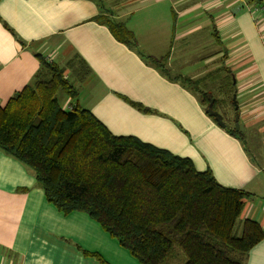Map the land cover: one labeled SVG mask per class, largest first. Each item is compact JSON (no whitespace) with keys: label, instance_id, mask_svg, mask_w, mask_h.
Here are the masks:
<instances>
[{"label":"crops","instance_id":"crops-1","mask_svg":"<svg viewBox=\"0 0 264 264\" xmlns=\"http://www.w3.org/2000/svg\"><path fill=\"white\" fill-rule=\"evenodd\" d=\"M249 1L0 0V106L33 80L41 53L66 67L79 102L114 135L248 190L241 218L264 229V26ZM103 15L124 22L135 41L116 37ZM221 67L234 72L250 152L176 80ZM43 190L34 170L0 148V264H143L91 215L64 213ZM247 259L264 264V238Z\"/></svg>","mask_w":264,"mask_h":264},{"label":"trees","instance_id":"trees-1","mask_svg":"<svg viewBox=\"0 0 264 264\" xmlns=\"http://www.w3.org/2000/svg\"><path fill=\"white\" fill-rule=\"evenodd\" d=\"M102 18L121 41H135L124 22ZM36 56L41 67L33 80L0 106V148L34 170L51 203L64 213L85 211L143 264H172L173 258L247 264L264 238L260 221L241 218L248 190L219 183L211 169L199 171L187 157L114 135L79 102L66 67ZM178 79L206 110L213 99L225 129L243 144L245 131L235 129L234 72L221 67L200 79ZM60 93L71 108L63 106Z\"/></svg>","mask_w":264,"mask_h":264},{"label":"rangeland","instance_id":"rangeland-1","mask_svg":"<svg viewBox=\"0 0 264 264\" xmlns=\"http://www.w3.org/2000/svg\"><path fill=\"white\" fill-rule=\"evenodd\" d=\"M259 26L262 28L264 25L263 24H259ZM262 31H264V29H262ZM264 37V36H263ZM198 65H202V62H200V61H195V62H192L191 64H190V66H198ZM187 69L185 68V72L186 73H188L187 71H186ZM73 80V82H74V79H72ZM205 81L204 82H206L207 84H208V87H209V89H210V91L214 94V88H215V86H214V84H213V81L210 79H204ZM204 82L202 83V87L205 85L204 84ZM214 86V87H213ZM215 95V94H214ZM59 97H60V101H61V103H63V106L64 107H69V104L71 103L70 102V99L65 95V94H63V93H60L59 94ZM243 131H245V133H246V138L244 137L243 139H244V141H243V144L246 146V148L249 150V147H250V145H249V138H250V133H249V131H247V130H243ZM250 152V151H249ZM172 262V264H184V262H183V259L182 258H173V260L171 261Z\"/></svg>","mask_w":264,"mask_h":264},{"label":"water","instance_id":"water-1","mask_svg":"<svg viewBox=\"0 0 264 264\" xmlns=\"http://www.w3.org/2000/svg\"><path fill=\"white\" fill-rule=\"evenodd\" d=\"M234 81L235 80V76H234ZM234 104H235V108H236V112H235V117H234V121H235V129L236 130H241L243 131L245 128V124L241 123L240 120V108H239V104H238V98L237 95L234 94ZM214 100L212 99L207 107V111L209 112L210 116H213L215 118L216 121H218V123L222 126V127H226V122L223 121V117H222V113L220 111H216L214 109H212V105H213Z\"/></svg>","mask_w":264,"mask_h":264},{"label":"built area","instance_id":"built-area-1","mask_svg":"<svg viewBox=\"0 0 264 264\" xmlns=\"http://www.w3.org/2000/svg\"><path fill=\"white\" fill-rule=\"evenodd\" d=\"M256 1H249L248 6L250 7V11L252 13V15L254 16L255 21L258 24H263L264 25V3L263 4H259ZM67 108H71V105L69 104V107Z\"/></svg>","mask_w":264,"mask_h":264}]
</instances>
